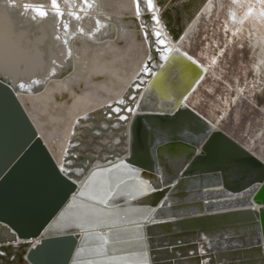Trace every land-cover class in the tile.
Returning a JSON list of instances; mask_svg holds the SVG:
<instances>
[{"label": "bare ground", "instance_id": "6f19581e", "mask_svg": "<svg viewBox=\"0 0 264 264\" xmlns=\"http://www.w3.org/2000/svg\"><path fill=\"white\" fill-rule=\"evenodd\" d=\"M232 1L236 7L228 12L229 25L237 29L246 27L245 22L250 18L256 20V27H248L247 30L253 36L254 47L258 45L261 49L253 66L254 71L260 72L264 67V33H260L259 23L264 24V9L260 1ZM211 2L185 0L174 15L166 12L169 15L166 17V26L162 12L167 10V6L165 3L159 5V0H153L151 9L148 8L147 0H57L59 12L53 8L52 0H0V71L9 74L10 79L1 75L0 78L16 92L60 170L77 184V190L68 203L40 237H19L8 224L0 221V264H32L28 260V252L43 237L72 230L80 242L71 262L75 264L81 247H84L83 242L89 241L91 233L96 232L90 233V228L95 227L99 234L102 232L109 235L113 244L120 243L114 250H124L128 248L124 242L134 241L139 236L137 228L149 225L154 212L162 218L173 216L170 206L173 200L170 199L174 196L172 188L176 190L179 186V176L167 181L164 167L168 173H173L178 165L176 158L185 155L187 151L191 153L192 148L183 144L173 147L170 143L160 147L153 145V155L164 166H159L158 174L131 165L127 160L130 154V128L133 116L139 112L172 113L178 107L189 106L200 113L213 130L223 131L264 161V156L259 155L251 143L239 142L222 129L221 116L212 119L190 103V97L206 76L210 61H200L183 48L181 42L200 16L208 12ZM25 4L30 7L24 8ZM241 7L243 11L239 13ZM38 8L46 15L41 16L36 11ZM152 17H156L159 22ZM170 28L175 30V34H171ZM156 32L160 33L159 39L165 42L164 45L155 43ZM145 33L151 35L146 37ZM164 56H168V59L165 60ZM21 84L23 87H20ZM121 116L126 119H120ZM165 151L173 160L166 159ZM225 176L242 184L247 178V175L231 178ZM203 179L194 182L197 185H194L193 191L188 192L185 202L188 206L195 205L194 194L198 189L210 194L220 193L223 202L214 204L209 214L205 215L213 219L211 225L214 228L210 229L225 238L238 235L241 229L239 221L250 220L247 210H257L258 207L247 204L246 192L238 197L232 195L235 192L221 194L217 177L210 178L206 184L202 182ZM117 181H122L123 185H119L121 187L116 190ZM167 182L170 184L168 187L165 186ZM108 185L112 188L109 202H102L101 198V201H96L92 199L94 196L91 198L97 192L95 190H105ZM228 194L232 196L228 197ZM96 195L98 197L101 194ZM179 212L177 210L174 214ZM203 226L195 231L205 232L206 227ZM180 238L177 247L188 245L184 247L188 255L202 252L203 243L197 238L191 243ZM111 249V253L108 250L110 255ZM129 250L132 253L133 250ZM259 252L263 264L260 248ZM119 253L121 258L116 255L117 259L111 262L107 260L106 263L119 264L125 259ZM231 258H225L224 264H241V258ZM142 261L145 262L132 259L130 263L142 264ZM190 262L184 259L181 264H199ZM126 263L129 264V261ZM203 263L208 262L202 261L200 264Z\"/></svg>", "mask_w": 264, "mask_h": 264}, {"label": "water", "instance_id": "95a60500", "mask_svg": "<svg viewBox=\"0 0 264 264\" xmlns=\"http://www.w3.org/2000/svg\"><path fill=\"white\" fill-rule=\"evenodd\" d=\"M130 131L127 160L149 173L158 174L159 166H163L152 153L154 146L170 143L171 147L183 144L192 148L191 153L176 158L178 165L173 173L163 166L167 181L179 176L176 193L191 192L198 179L204 178L206 184L214 177L220 183L221 194L235 192L232 195L238 197L246 192L247 204L258 207L247 210V214L250 223L255 224L251 236L262 250L264 264V161L223 131L213 130L189 106L178 107L172 113L139 112L133 116ZM165 153L166 159L173 160ZM225 175L247 178L242 184ZM190 182L193 184L188 185ZM76 190L77 184L60 170L16 92L0 78V221L19 237H40ZM79 244L73 230L43 237L29 250L28 260L32 264H71Z\"/></svg>", "mask_w": 264, "mask_h": 264}, {"label": "rangeland", "instance_id": "374dc122", "mask_svg": "<svg viewBox=\"0 0 264 264\" xmlns=\"http://www.w3.org/2000/svg\"><path fill=\"white\" fill-rule=\"evenodd\" d=\"M164 1L160 2L159 0V5L163 6L166 2ZM184 1L185 0H168V2L165 3V7L167 6V10L162 12V17L166 23V26V17H169L168 13H172V15H174L175 12L179 10V6L181 5V3H183ZM253 1H260L259 3H261L262 8L264 9V0ZM235 7L236 4L232 0H212L211 7L208 12H205L200 16L198 21L194 24L190 33L187 35L184 41L181 42V46L185 48L190 54L200 59V61L205 63L210 61V65L208 64L209 69L206 72V76L204 77L202 82L199 83L197 89L190 97V103L200 112L204 113L212 119H216L221 116V127L225 132L230 134L232 137H235L236 140L238 139L239 142H242L244 144H247V142L251 143L252 148L259 155L264 156V67H262V70L260 72H257L256 70L254 71L253 66L255 64L257 55L261 53V49L258 45L254 47L252 43L254 41L253 36L249 35L247 30L248 27H256L254 24L256 23V20L250 18L245 22L246 27H240L237 29L233 25H229L228 12ZM238 11L239 13H242L243 7L239 8ZM259 25L260 33H264V24L259 23ZM169 30L172 35L173 33L175 34V30L173 31V29L171 28ZM0 75L1 77H9L10 79L9 74L7 75L3 71H0ZM238 92L239 94H237ZM253 140H255V143H253ZM119 182L115 188L116 190L117 188L119 189L121 187H118L119 185H123L122 181L120 182L121 184ZM169 185L170 184L167 182L165 186L168 187ZM109 187L110 186L108 185V188H105V190H101L102 192H98V190H95L97 192L94 195H91V198L92 196H94L95 198L92 199L96 201L102 200V202H109V199H111V197L109 198V195L111 193L110 191L112 190V188ZM115 189L114 191H116ZM172 189L174 191V196L173 199H170L173 200V202L171 201L172 204L170 203L171 209L173 211V213L171 212V214H173L171 218H162L157 215L156 212H154L151 217V219L153 218L152 222H150L149 225L146 224L145 226L137 228L140 237L136 236V240L134 239V241H127L128 243L130 242L131 246L130 244L124 242V244L127 245L128 248L124 246L125 249H122L123 251L121 249L114 250V248L118 247V244L120 245V243L113 244V241L110 239L109 235L105 233L101 234L102 232H100L99 234V230H95V227H93L94 229L90 228V233L93 231L96 232L91 233L92 236H90L89 241L85 240L83 242L84 247H81V251L78 258L76 259L77 261H75V264H107V260L108 262H111L112 260L117 259L115 257L119 252V254L121 256H124L123 258H125L124 260L120 261L119 264H125L128 261L129 264H133L130 263L132 259L144 260L146 263L142 261V264H181L184 259L191 261L190 263L197 262L200 264L202 263V261H206L208 263L203 264H224L225 262L223 260L225 258L230 259V257H232L231 259L235 260L241 258V264H261L259 247L257 246V243L252 240L253 238L251 236L252 232L255 231L252 229V227L255 225L251 224L250 220L239 221L241 222L239 223L241 227V229L239 230V234L230 235L226 238L222 235L219 236L217 233H213L214 229H210L203 233H197L195 231L198 230L197 228H199V226L201 225H205L203 227L210 226V228H214V226L211 225L213 224V219L206 218L205 215L209 214L214 204L223 202V197L220 195V193L217 192L218 194H210V192L207 193L206 190L198 189L194 194V198H196L194 199V204L196 203V206H188V203L185 202L187 200L186 198L188 197V192L178 191V193H176L177 188L176 190L175 187ZM198 191H200L201 193ZM97 193L101 194L98 195V197L100 196L99 198L96 195ZM106 196L108 197V199ZM214 197L217 198H215L214 200ZM104 198H106L107 200ZM177 210L178 212L180 211V214H174V212H176ZM196 222H198L199 224H196ZM192 223L195 224L193 225ZM107 227H109V225ZM107 227L105 226V228ZM155 228L156 230H154ZM153 230L156 232L158 231L157 234H155L156 232H154ZM163 232H165L167 236ZM150 235H152V237ZM180 237L188 240L185 241L186 243H191L192 241H196L198 239L203 243L202 252L198 253L197 255H188L187 251L184 248L188 245L177 247L176 243L181 239ZM98 238V241L100 242L97 241ZM191 238L194 239L189 240ZM94 239L96 242L94 241ZM165 241L167 242L164 243ZM102 242L103 244L104 242H107V244L110 243V246H106L107 244H99ZM84 243L86 244V246ZM89 243L90 249L88 248ZM95 243H97L98 245H94ZM217 243L219 245H217ZM140 244L142 246H139ZM137 246L138 248H136ZM106 247H108L107 250L104 249ZM133 247L135 248L133 249ZM109 249H111L112 254L116 253L115 256H113L114 254L110 255L111 252ZM129 249L133 250L132 253H129L131 252ZM137 249L139 250L137 251ZM155 249H159V251H154ZM89 250L92 251L90 252ZM108 250L110 253L108 252ZM125 250L127 252H124ZM143 250L145 252H143ZM106 251L108 255L105 254ZM136 251L140 254L139 256ZM133 252L135 255L133 254ZM143 255L145 258H143ZM102 256H104V258ZM100 258L101 260H99ZM219 258L221 260H219Z\"/></svg>", "mask_w": 264, "mask_h": 264}, {"label": "snow or ice", "instance_id": "6c2138e0", "mask_svg": "<svg viewBox=\"0 0 264 264\" xmlns=\"http://www.w3.org/2000/svg\"><path fill=\"white\" fill-rule=\"evenodd\" d=\"M147 4H148V8L149 9H151L152 7H153V0H147ZM52 6H53V8H55L56 9V11L57 12H59V7H58V5H57V0H52ZM30 7V5H28V4H25L24 5V8H29ZM36 11L41 15V16H44V15H46V13L42 10V9H36ZM137 11H139V3H137ZM152 19L153 20H156L157 22H159L158 21V19L156 18V17H152ZM151 34H149V33H145V36L147 37V36H150ZM154 35H155V37H156V40H155V43H158V44H160V45H164V41L162 40V39H159V37H160V33L159 32H156V33H154ZM162 51H163V49H162ZM168 51H171L170 49L168 50ZM165 60H167L168 59V56H164L163 57ZM189 59H191V57H189ZM145 71H147L148 69H147V67H145V69H144ZM20 87H23V84H21L20 85ZM129 111H131V109H129ZM120 119H126L125 117H123V116H121L120 117ZM210 142V141H209ZM205 145H207V144H205ZM205 145H204V147H205ZM68 167H72V165H68Z\"/></svg>", "mask_w": 264, "mask_h": 264}]
</instances>
